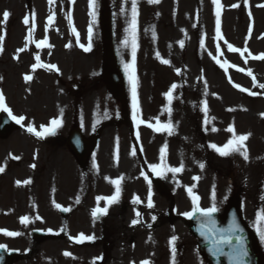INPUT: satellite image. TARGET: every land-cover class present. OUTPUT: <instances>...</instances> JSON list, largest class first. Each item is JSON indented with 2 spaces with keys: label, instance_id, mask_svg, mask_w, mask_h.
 Here are the masks:
<instances>
[{
  "label": "rangeland",
  "instance_id": "1",
  "mask_svg": "<svg viewBox=\"0 0 264 264\" xmlns=\"http://www.w3.org/2000/svg\"><path fill=\"white\" fill-rule=\"evenodd\" d=\"M105 1H107L108 5L115 11L117 39L119 37L123 38V40L120 39L121 44L128 36L126 29L131 21V0H96L97 9L102 7V3ZM37 2H39V5L40 3L43 5V1L40 2V0H37ZM74 4H80L79 23L85 24L93 20L90 14L92 8L89 6V0H77L74 1ZM7 6L14 11L15 17L18 18V16L21 15L24 0H0V16L3 15ZM122 8L124 10L123 12L121 11ZM49 9L53 10L52 7H49ZM137 10L136 43L139 51L138 80L140 83H143L144 86L147 83L150 84L145 102L148 101L150 94L163 91L166 84L171 83L176 86L173 96L177 97L179 100H187L191 104L188 111L186 108L185 113H180V117L185 116L187 118L197 115L195 104L198 105V102L203 100L211 101V103L208 104L210 107L209 111L214 107L217 114L222 113L224 115L223 106L227 104L228 108L225 110L224 116L231 115L235 118V121H239L240 129L246 127V129H244L245 131L241 130L244 131V133L247 131L252 132L255 135L254 139L258 153L264 155V88L259 87V85L264 84V67L259 61H255V58L253 61H250L245 54V52L248 53L249 51L253 53V56L264 54V0H220L219 35L216 31L217 6L213 3V0H158L157 3H150L149 0H137ZM55 11L59 13L58 8H56ZM59 15L60 14H58L56 18H58ZM41 20L42 17H39L35 24V35L39 32L41 33ZM61 20L62 24L68 22V20L64 19L63 15H61ZM0 28L2 31L4 29L7 31L4 22H0ZM220 36H222L223 39H220ZM59 39L63 46L70 44L68 37L62 36ZM218 39L220 42L219 46L217 45ZM181 42H183L182 45ZM130 44L131 43H129L127 47H130ZM229 44L234 48L240 49V51L234 52L229 50ZM223 45L227 47L225 50H223ZM99 48L100 44L98 43L95 55L98 53ZM240 52H242L245 59H243L242 56L240 57ZM55 53L62 59L67 56L68 60H71V54L66 55L63 51L59 50H56ZM143 55H146V57H144L146 59L143 58ZM155 55H157V57L159 56V59L155 62L157 66H155V64L151 66V58H154ZM242 59L248 61V63L244 62ZM165 60H167L168 63H164L163 61ZM217 61H219V63ZM83 62L85 61L81 58L79 60V68L84 67L82 66ZM144 63H146V68L144 67ZM222 65H226V71ZM220 71L226 72V74ZM249 72H251L252 75H249ZM253 77L255 79H253ZM227 78L233 82L234 86L239 85L238 88H240V90L247 89L248 91L241 90L242 93H240V95L236 94L237 96H235V92L233 93V91L230 90L225 81ZM155 80L159 87L153 92H150L149 90L153 84H155ZM143 87H141V93L144 92ZM47 88L42 87L39 90L48 92ZM59 88L60 87H58V89ZM249 92H254L256 95H250ZM8 94L13 98L18 97V91L14 88L9 89ZM49 94H52L54 97V92L50 91ZM214 97H216V99H214ZM224 99H231V102H227ZM32 100H34V98H32L30 102ZM65 100L68 101V99ZM42 101L45 109L41 110L43 109L42 107L40 110L36 111V114H42L44 119L45 116L49 114L58 116L56 119L65 118L62 109L52 113L50 109H47V105L49 104H47L45 97ZM222 101L224 102L222 103ZM30 102L29 108L27 107L26 109L27 111L33 105H31ZM56 102L59 103L58 96H56ZM22 106L25 107L28 106V104L23 102ZM68 106L71 109V105ZM241 114L244 119L239 118ZM34 116L30 117V121H33ZM70 120H72V110L68 122ZM235 121H233L232 124H234ZM240 121L245 123H240ZM191 122L193 123V127L189 126L190 132H188V135L192 136L193 141H196V138L200 139L196 131L197 119H193ZM89 123V121H86L83 125L87 127ZM224 124L225 121L217 123L218 129H221ZM222 131H225L224 128H222ZM16 132L17 131H13L8 138H0V160L5 158L4 154L8 150L14 151L17 158L15 160L17 164H14V161L9 158L4 167L9 170L4 176L0 177V232H4L1 233V235H6L4 230L11 229L14 232L20 233L18 236H13L11 242L14 246H23L27 241L31 242L29 231L31 224L25 226L24 223H21V218H15L16 216L11 214L5 216V214L2 213L4 209H7V206L15 207L17 209L16 213L24 211L27 213L29 212L27 209L29 204L25 200V195L22 197L21 191L12 187L14 186V180L12 179L23 177L29 167V160H31L30 155L23 154L27 150V145L26 147L20 145L16 139L18 138V136H16L18 133ZM146 137L147 140L150 141L155 135H148ZM161 137L164 136L160 135V138ZM28 146L30 150L33 147L32 144H28ZM34 146L36 151L43 150L42 154L45 156L43 144H40V146L36 144ZM105 147L106 146L103 145L99 150L98 153H100V156H102ZM181 149V146L177 144L173 151L177 152V150ZM49 150L50 152L48 150L46 151V156L56 155V161L60 160L63 164V175H67V168L74 164L72 155L69 151H65V153L60 156L59 154H54L51 149ZM23 155L25 158L18 162ZM40 165L46 166L42 158ZM33 175L34 179L39 181L37 184L39 186L38 189L42 193L48 194V189L56 177L55 171L48 173L44 172L42 168L39 169V171H35ZM63 184H66L65 178ZM67 186L68 185H66V187ZM258 192L260 191L257 190L256 183L254 181L250 182V186L247 188L249 198L245 199V206H248L250 210L257 205L256 202L258 197L256 193ZM178 201L177 199L176 204L179 208ZM76 213H79L81 217L79 211L75 212L70 220L73 225H76L79 220ZM132 215L133 214L130 213L126 215L127 222H129V217ZM38 223L43 224V221L41 220ZM48 223L52 225L56 224L54 219H50ZM79 229H82V227L76 225V230L78 232H80ZM180 229L181 227H178V231ZM116 238L117 236L114 237V240ZM0 239L3 240L1 237ZM111 247L112 249L115 248L114 245ZM33 248H37L40 251L39 254L41 258L36 261V264H51L58 262L60 264H90V261L99 253L98 247L78 250L71 246L70 243L66 245L65 242L59 246H57V243L44 242L38 247L34 245ZM66 252L71 253V255H65ZM110 253L111 255L104 259V264H121V248H115V250L110 251ZM182 257L183 253L175 249L173 255L172 251L171 260L173 263L182 264L183 260L185 261L184 264H195L194 257H196V255L193 251L187 252L185 260L182 259ZM166 261L168 262L169 260L167 259ZM166 261L160 260L159 264H166ZM24 263L25 261L23 259V261L18 264ZM196 264L201 263L199 262Z\"/></svg>",
  "mask_w": 264,
  "mask_h": 264
},
{
  "label": "snow or ice",
  "instance_id": "2",
  "mask_svg": "<svg viewBox=\"0 0 264 264\" xmlns=\"http://www.w3.org/2000/svg\"><path fill=\"white\" fill-rule=\"evenodd\" d=\"M150 3H157L158 0H149ZM213 3L216 4L217 6V12H216V31L217 34L219 35L220 33V0H213ZM89 6L92 8V12L90 13L93 17V22H95L96 18V0H89ZM123 12V8L121 9ZM9 17V13L5 11L3 13V19L4 21H7ZM137 17H138V10H137V0H131V21L129 23L128 28L126 29V32L128 33V36L124 39L123 43L125 47L131 43V55H132V62L131 63H126L124 65V70L125 73L128 75L129 83L132 86V108H133V120L137 122V124L144 123L143 120L139 119L140 115V108H139V103L137 99V92H136V87H137V80H136V75H135V62H136V52H137V43H136V33H137ZM50 19H52L50 17ZM25 24L29 23V20L25 18L24 20ZM92 33V28L91 26L89 27V36H91ZM220 39H223L222 36L219 37ZM3 37H0V40H2ZM47 41L43 40L40 41L37 44V47H40L41 45H46ZM183 42H181V45ZM229 50L234 51V52H239L240 49L234 48L232 45H228ZM91 50V44L87 48H85V51H90ZM20 52L24 51V48L19 49ZM255 59H264V54H260L256 57ZM37 64L33 65V69L36 67H47L49 70H58L56 69V65H44L42 63H39L40 57H36ZM164 63H168L167 60L163 61ZM219 63V61H217ZM223 66V65H222ZM242 70V69H241ZM249 75H252L251 72L248 73ZM32 77L31 76H26V80H30ZM253 79H255L253 77ZM176 86L173 85V88ZM236 87H239V85H236ZM259 87L264 88V84L259 85ZM242 91H248L247 89H241ZM250 95H256L254 92H249ZM169 97V102H171V97L172 93L169 92L168 94ZM0 110H3L8 113L9 116L13 120H15L16 123L22 124V122L25 120L24 116H15L12 114V110L5 104V97L2 92H0ZM205 111H207V107L205 104ZM23 126V125H22ZM62 126V120L61 119H53L51 121V125L48 127H43L41 131H37L34 127L29 126L28 131L34 133L40 138H44L45 136L49 135H55L57 129H59ZM149 127H153V125L149 124ZM157 132L161 131H167L170 135L172 133V125L170 123L168 124H160L158 123L157 126L154 129ZM215 131V129H213ZM228 131L234 132L233 128H229ZM138 135V134H137ZM250 133L246 135H234L232 139H230L225 145L222 147H219L215 144L211 145L212 148H214L221 156H228L231 153L234 152H240L243 156L244 159H248V152L245 147L244 142L249 138ZM166 151V146L161 149V161L164 160V153ZM134 154V153H133ZM34 167V165H33ZM151 171L155 173L157 176H161L164 174L165 171H169L172 173H178L182 170V167L178 168H169L165 164H153L150 166ZM203 167V165H201ZM4 168L0 167V172H3ZM145 179L147 180L148 177L145 176ZM30 181H25L24 183H29ZM19 183V182H17ZM116 185V194L111 197H98V200H107L108 204H112L118 201L119 195H120V180L112 181ZM189 195L192 196V201L193 204L195 205L194 209L192 212H185L183 215L187 216L188 218H192L194 213H200L202 217L205 219L202 221V224L206 227V231L202 230L201 234L208 236L209 234H212V247L209 249V251L212 253L213 256H219V255H226L228 256L230 260V264H245V258L249 256L248 249L245 245V241L242 236H237L236 233L242 231L240 228L239 224L236 223L235 220H233L232 225L224 230V229H218L215 226V221L212 219L213 213L218 211V208L215 203V196L213 195V203L211 207L208 208H201L199 206V197L192 195V189L191 187L188 188ZM151 181H149V198H148V207L152 208L153 202L151 199ZM264 199V198H262ZM139 197H136L133 200V203H139ZM57 208H60V205H56ZM63 211H69L70 209L64 208L62 209ZM107 214V208H96L95 211L93 212V216L97 215H104ZM139 215V213H137ZM39 219V217H37ZM155 219V217H153ZM29 218L27 216H24L21 218V223L28 224ZM138 221H133V224L137 223ZM256 224L258 225L257 227V232L260 237V240L264 242V209H261L257 215H256ZM5 234L9 236H18L20 233L18 232H7L6 230ZM49 231H52L49 229ZM218 234L219 238H216V235ZM75 241L77 243H83L85 241H92L94 239L93 236H88L83 233L79 234L77 237H74ZM177 239L176 236H173L171 238V241L173 242V255L175 253V247H174V242ZM235 239V243H234ZM224 246H227L230 251L225 252L224 251ZM0 250H6L4 245H0ZM65 255H71V253L66 252ZM2 259V257H0ZM142 264H149L148 261H143Z\"/></svg>",
  "mask_w": 264,
  "mask_h": 264
}]
</instances>
